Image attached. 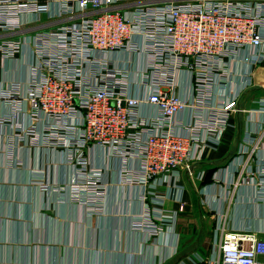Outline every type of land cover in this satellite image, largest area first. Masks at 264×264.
Instances as JSON below:
<instances>
[{
	"label": "built area",
	"instance_id": "obj_1",
	"mask_svg": "<svg viewBox=\"0 0 264 264\" xmlns=\"http://www.w3.org/2000/svg\"><path fill=\"white\" fill-rule=\"evenodd\" d=\"M246 51L253 53L252 64L264 62V3L0 0V68L9 60L28 56L30 61L27 96L21 82H11L1 98L15 110L28 103L32 135L43 117L51 120L44 140L76 151L70 157L83 170L85 152L95 147L125 160L137 158L140 178L130 168L124 177L144 186L183 170L190 173L202 143L200 131L227 126L237 102L209 106L207 99L217 77L226 73L225 61ZM184 75L190 76L191 101L180 95ZM250 76L245 88L252 84ZM218 86L226 91L228 83ZM147 106L157 115L143 113ZM205 109L221 119L205 123L198 113ZM187 110L193 123L183 134L177 117ZM244 163L241 176L251 174L249 160ZM94 179L87 176L85 187L99 192L102 186ZM76 188L74 198L81 193ZM147 219L148 231L158 233L157 218ZM158 220L165 217L159 214ZM195 264H264V238L222 230L212 256L196 257Z\"/></svg>",
	"mask_w": 264,
	"mask_h": 264
},
{
	"label": "crops",
	"instance_id": "obj_2",
	"mask_svg": "<svg viewBox=\"0 0 264 264\" xmlns=\"http://www.w3.org/2000/svg\"><path fill=\"white\" fill-rule=\"evenodd\" d=\"M252 55L246 51L225 61L226 73L217 77L207 103L234 101L237 108L222 130L200 131L191 172L146 186L137 181V158L125 160L95 147L85 152L83 170L70 157L76 151L44 140L51 120L43 117L30 134L28 103L15 110L1 98L11 82H21L27 96L29 57L5 61L0 68V119L6 120L0 123V264H195L196 257L212 256L222 230L264 238V62L252 64ZM246 74L252 81L247 88ZM182 81L180 95L191 101L190 76ZM219 83H228L226 91ZM201 112L205 123L221 119L217 112ZM143 113L157 115L149 106ZM191 123L190 110L177 117L183 134L190 133ZM248 160L251 174L241 176L240 165ZM129 168L134 182L125 180ZM87 176H96L102 190H87ZM78 185L81 193L74 198ZM148 216L157 218L158 233L148 231Z\"/></svg>",
	"mask_w": 264,
	"mask_h": 264
},
{
	"label": "rangeland",
	"instance_id": "obj_3",
	"mask_svg": "<svg viewBox=\"0 0 264 264\" xmlns=\"http://www.w3.org/2000/svg\"><path fill=\"white\" fill-rule=\"evenodd\" d=\"M62 189H65V188H63V187H61Z\"/></svg>",
	"mask_w": 264,
	"mask_h": 264
}]
</instances>
